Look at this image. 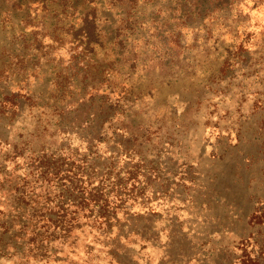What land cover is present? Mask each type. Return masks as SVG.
I'll return each instance as SVG.
<instances>
[{
	"label": "rangeland",
	"instance_id": "rangeland-1",
	"mask_svg": "<svg viewBox=\"0 0 264 264\" xmlns=\"http://www.w3.org/2000/svg\"><path fill=\"white\" fill-rule=\"evenodd\" d=\"M33 209L79 220L20 230ZM244 253L264 257V0H0V264Z\"/></svg>",
	"mask_w": 264,
	"mask_h": 264
},
{
	"label": "trees",
	"instance_id": "trees-1",
	"mask_svg": "<svg viewBox=\"0 0 264 264\" xmlns=\"http://www.w3.org/2000/svg\"><path fill=\"white\" fill-rule=\"evenodd\" d=\"M18 213L19 215L17 218L20 222V230L25 226H36V224L41 221L42 223L40 227L54 226L55 228H59L63 234H67L71 227H73L71 222L79 220V214H77L64 223L65 218H63V213H58L54 210L41 212L37 209H33L32 211L27 212L21 210ZM36 234L39 236V231L34 232V235ZM238 264H264V257L261 255H254V257H251L249 253H244L242 257L238 258Z\"/></svg>",
	"mask_w": 264,
	"mask_h": 264
}]
</instances>
